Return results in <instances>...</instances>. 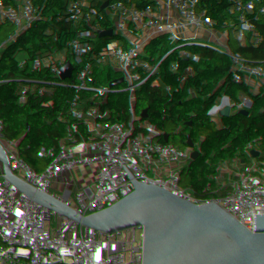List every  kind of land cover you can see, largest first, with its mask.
Returning <instances> with one entry per match:
<instances>
[{"label": "built area", "instance_id": "built-area-1", "mask_svg": "<svg viewBox=\"0 0 264 264\" xmlns=\"http://www.w3.org/2000/svg\"><path fill=\"white\" fill-rule=\"evenodd\" d=\"M4 3L5 0H0V14ZM59 3L65 11L57 32L60 52L50 65L42 69L40 63L44 56L37 50H32L27 60L21 63L7 62L4 56H0V95L7 97L6 101L0 103V125L13 126L25 122L29 137L24 155L34 164V171L27 178L33 198L27 197L25 187L0 195V205L8 204L18 215L8 217V220L34 226L28 237L32 259L27 264H118L107 257L99 258L95 249L96 229L104 221L121 219L122 199L131 192L160 199V192L151 187L153 184L188 191L192 196V216L197 220L206 219L207 222L213 219L217 227L212 229L215 226L208 224L214 231L222 226L230 229L233 221L242 215L247 225L242 224L240 229L247 233L249 240L253 237L264 239V215L255 214L256 203L235 201L238 192L245 189L258 172L247 179L239 175L227 182L224 186L227 202L211 198L194 187L191 181L193 174L201 182L218 183L222 178L216 161L219 151L227 150L239 140L243 142L245 161L264 154V82L258 81L264 61V27L255 24L245 26L251 54L244 69L250 82L257 84L254 90L249 91L247 101L236 100L232 93L218 92L213 86L204 84L208 73L197 66L185 64L170 68L168 88L163 93L149 91L142 86L127 93L112 84L125 98L135 101L140 109L123 112L101 105L96 99L97 92L107 97L110 90L106 83L93 87V74L98 64L126 42L166 30L181 19L216 17L206 13L175 17L161 12L150 19H137L126 16L121 4L105 10L99 7L98 0H75L70 5L59 0ZM83 9L98 19L87 25ZM108 16L114 20V36L115 28L112 26L107 29L108 35L98 27V21L106 23ZM39 31L40 28L34 25L28 37L37 38ZM91 35L101 38L92 64L88 66L75 61L72 67H68L69 52L83 44V37ZM57 69H62V73ZM241 69L242 64L234 66L232 75L238 76ZM12 74H15L16 80L20 76L26 79L21 91L9 80ZM205 96H211L212 100L209 109L201 111ZM34 105L43 106V113L60 111V107L69 106L70 113L79 111L92 119L102 134L101 138L110 139L98 142L82 136L66 137L68 142L65 148L73 160V172L60 173L68 165L58 160L60 147L50 137L59 134L64 124H53L48 130H41L35 121L38 110ZM215 116L218 117L217 121H214ZM175 127L181 128L191 140L188 164L179 165L166 142L165 135ZM4 154L0 144V157ZM75 172L80 175H74ZM122 173H126L132 181L129 188L119 198L105 195L108 179ZM66 174L69 177H61ZM17 192L20 196L15 195ZM140 196L130 201V207L137 211L139 219H144L154 210L153 202L142 204ZM27 198L33 201L32 212L22 217L19 208ZM56 202H68L80 212L75 217L83 215V219L74 223L70 222L71 219L58 220ZM4 219L0 216V220ZM253 219L255 225L249 231L248 225ZM79 221H83L82 224H78ZM124 226L131 229L130 222L126 221ZM4 227L5 224L0 225V229ZM81 228L88 230L90 253L87 258L71 256L70 246L62 244L70 231ZM151 232L154 230L151 229ZM211 242L209 232L192 239L183 231L168 247V252L173 257L182 253L180 247L185 243H190L191 247H202L209 246ZM243 261L249 264L244 258Z\"/></svg>", "mask_w": 264, "mask_h": 264}, {"label": "trees", "instance_id": "trees-1", "mask_svg": "<svg viewBox=\"0 0 264 264\" xmlns=\"http://www.w3.org/2000/svg\"><path fill=\"white\" fill-rule=\"evenodd\" d=\"M67 5L75 0H62ZM99 7L105 10L121 4L124 14L137 19H150L164 12L175 17H185L191 14H209L214 17H229L235 15L239 24L244 26L225 27L216 19H181L172 27L157 31L147 36L136 37L118 47L110 56L102 60L93 74L92 84L97 88L106 83L110 88L107 97L97 92L96 99L101 105L110 106L119 111H140L135 101L125 98L115 89L116 84L121 90L129 93L137 86L163 93L168 88V70L174 66L185 64L199 67L208 73L204 84L213 86L218 92H230L236 100L247 101L249 91L257 84L250 82L244 65L251 54L247 46L246 24L264 27V0H98ZM12 0H5L0 14V25L4 18L12 13L11 19L4 29L0 26V56L7 62L21 63L27 60L32 50H37L44 56L40 63L42 69L50 65L60 52L59 36L57 34L63 22L65 11L59 0H21L19 9L11 6ZM87 25H91L95 16L83 9ZM37 25L40 31L37 38H29V31ZM112 26L114 20L108 16L106 23L98 21V27L105 32ZM115 30L112 36L115 35ZM83 44L69 52L68 67L75 61H81L88 66L92 64L100 46L101 38L97 35L82 38ZM243 65L238 76L232 75L234 66ZM62 73V69H57ZM15 74L9 77L21 91L26 85V79ZM260 83L264 82V61L262 71H259ZM93 88V89H94ZM5 95H0V103L6 101ZM218 117H214L217 121ZM35 121L41 130H48L53 124H64V129L50 138L59 145L58 160L65 165L73 163L72 158L61 146L68 137L82 136L94 138L98 142L108 140L101 138L96 124L87 115L77 111L74 113L58 110L36 113ZM28 126L21 122L13 126L0 125V144L5 154L0 157V195L9 191H18L25 187L27 197H32L27 178L34 171L31 159L26 158ZM170 151L178 160L179 165L189 163L188 147L191 140L181 128L175 127L165 135ZM216 159L222 173L218 183L201 182L191 175L194 187H197L211 198L227 202L225 184L235 180L239 175L245 179L254 176L251 183L235 196L238 203H256V215H264V154L257 159L245 161L243 158V142L232 143L225 151H219ZM74 175L80 174L75 172ZM61 177H69L68 174ZM58 184V183H57ZM132 181L126 173L115 174L106 182L105 195L119 198ZM152 188L160 192V199L140 196L136 191L127 194L121 203L122 216L118 221H104L98 225L95 235V249L99 258L105 257L118 264H178L168 252V247L176 236L183 231L192 239H198L204 232L212 235L209 250H201L192 245L189 253H182L179 264H264V239L256 242L249 240L247 233L240 229L242 215L232 223L230 229L222 226L214 231L206 219L197 220L192 216V196L188 191L179 190L173 186L153 184ZM15 188V189H14ZM141 197L142 204L152 201L153 211L146 218L139 219L137 211L130 207V201ZM55 212L58 220H70L80 213L68 202H56ZM0 264H27L32 259L28 248V237L34 226L29 223L13 222L8 217L18 216L8 204L0 205ZM131 223L128 230L124 224ZM83 221L77 222L82 224ZM154 232H151V229ZM88 230L75 229L67 234L62 244L71 249V256L87 258ZM108 247L107 256L102 255L104 247Z\"/></svg>", "mask_w": 264, "mask_h": 264}, {"label": "water", "instance_id": "water-1", "mask_svg": "<svg viewBox=\"0 0 264 264\" xmlns=\"http://www.w3.org/2000/svg\"><path fill=\"white\" fill-rule=\"evenodd\" d=\"M20 4H21V0H12L11 6H12L13 9L17 10V9H19ZM11 16H12V13H9L4 18V20L2 21V23L0 25L2 29L5 28V26L7 25V23L11 19ZM211 100H212V97L211 96H205L203 98V103H202L201 111H207L209 109V105L211 103ZM34 107L38 110L39 114H42L44 112L43 106L34 105ZM60 112H71V108L69 106H62V107H60ZM67 142H68V138H65L62 141L61 146H65ZM72 172H73V167L71 165L70 166H67V167H63L60 170V173H72ZM32 208H33V201H32L31 198H27L20 205V208H19L20 215L22 217H25L27 215H30L31 212H32ZM81 219H83V215H80V216H77V217L72 218L70 220V222L71 223H74V222H76L78 220H81ZM190 248H191L190 243H185L183 246L180 247V251L182 253H189L190 252ZM200 249L201 250L208 251L209 250V247L208 246H202V247H200ZM101 254L104 255V256H107V254H108V247L107 246L104 247V249H103V251H102Z\"/></svg>", "mask_w": 264, "mask_h": 264}, {"label": "rangeland", "instance_id": "rangeland-1", "mask_svg": "<svg viewBox=\"0 0 264 264\" xmlns=\"http://www.w3.org/2000/svg\"><path fill=\"white\" fill-rule=\"evenodd\" d=\"M221 24H223V26L225 27H233V25H235L238 21H239V18L235 15H232V16H229L227 18H223V17H216ZM239 23V22H238ZM236 26V25H235ZM237 26H244L242 24H237ZM16 196H20V193H15ZM255 225V219L251 220L250 221V224L248 225V230L251 231L252 228L254 227ZM212 228H215V227H212ZM256 238H251V241L252 242H256Z\"/></svg>", "mask_w": 264, "mask_h": 264}, {"label": "crops", "instance_id": "crops-1", "mask_svg": "<svg viewBox=\"0 0 264 264\" xmlns=\"http://www.w3.org/2000/svg\"><path fill=\"white\" fill-rule=\"evenodd\" d=\"M227 18V17H226ZM237 24H239L238 22L235 24L236 26H237ZM235 25H233V26H235ZM248 25V23L246 24V26ZM172 68H176V65H174V66H172L171 67V69ZM170 69L168 70V73H167V76H169V73H170ZM209 223H211L213 226H215V228L217 227V225H215L214 224V220L213 219H210L209 221H208ZM213 229V228H212ZM216 230V229H215ZM180 237V236H179ZM185 239V238H184ZM192 249V247L190 248V250ZM173 258L175 259V261L179 264V263H181L182 262V253H177V255H175V256H173Z\"/></svg>", "mask_w": 264, "mask_h": 264}]
</instances>
